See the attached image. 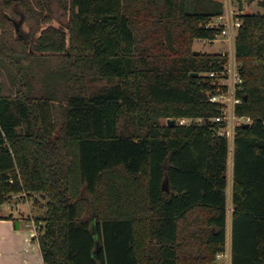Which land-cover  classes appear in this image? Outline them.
Listing matches in <instances>:
<instances>
[{"label": "trees", "instance_id": "obj_1", "mask_svg": "<svg viewBox=\"0 0 264 264\" xmlns=\"http://www.w3.org/2000/svg\"><path fill=\"white\" fill-rule=\"evenodd\" d=\"M222 12L218 0H0V206L46 196L45 264L225 252L230 141L207 93L226 58L193 49L218 37L207 25ZM241 18L236 114L251 122L233 142L231 264H264V11Z\"/></svg>", "mask_w": 264, "mask_h": 264}, {"label": "built area", "instance_id": "obj_2", "mask_svg": "<svg viewBox=\"0 0 264 264\" xmlns=\"http://www.w3.org/2000/svg\"><path fill=\"white\" fill-rule=\"evenodd\" d=\"M219 1L223 4V12L211 20L207 26L221 29L218 36L221 37V41L226 48L219 53L226 58V63L223 70H212L209 72V75L215 79L214 84L216 90L213 93L207 94L210 101L221 105L222 115L215 119L225 123L220 133L226 134L229 137L230 144L231 140L233 144L236 127L251 122L250 116H238L236 114V106L242 102V98L239 94L243 92L244 83V78L241 74L240 64L236 55V38L238 30L242 25L241 16L245 12L240 6L233 4V0ZM189 120V118H181L180 123L185 124ZM231 150L233 152V146ZM33 226L37 231L35 237L38 241V228L40 226L36 224V221H33ZM221 255H223V253L219 254V256ZM226 255L228 256V254Z\"/></svg>", "mask_w": 264, "mask_h": 264}, {"label": "crops", "instance_id": "obj_3", "mask_svg": "<svg viewBox=\"0 0 264 264\" xmlns=\"http://www.w3.org/2000/svg\"><path fill=\"white\" fill-rule=\"evenodd\" d=\"M23 196L25 195H19V199L24 200ZM21 203L17 199L13 205L17 210L1 212L6 217L0 218V264H45L35 237L37 232L33 226L35 219L23 212ZM16 222H19V225H16ZM230 254L232 257V247Z\"/></svg>", "mask_w": 264, "mask_h": 264}, {"label": "rangeland", "instance_id": "obj_4", "mask_svg": "<svg viewBox=\"0 0 264 264\" xmlns=\"http://www.w3.org/2000/svg\"><path fill=\"white\" fill-rule=\"evenodd\" d=\"M219 1V0H218ZM262 0H233V4L238 5L244 10L245 13H256L263 12V7L260 5ZM226 46L221 41V37L218 36L215 39H196L193 43V49L199 52H220L225 50ZM103 83V82H102ZM166 121V120H162ZM187 122H190L187 121ZM233 144L231 140L230 144V155H229V207H228V242L227 247L223 255L218 256L215 264H231V215H232V202H231V189H232V180H233V152L231 150ZM40 194L26 195L23 196L24 200L19 199V195H15L9 202L5 203L3 208L0 210L3 213L15 211L16 208H13L14 202L18 199L21 203V209L25 212L26 215L30 217L33 216L35 221L37 217H42L45 214V207L48 199L42 197ZM28 198V199H27ZM38 226H41L42 223H37ZM24 227V222L22 223ZM228 254V256L226 255Z\"/></svg>", "mask_w": 264, "mask_h": 264}, {"label": "water", "instance_id": "obj_5", "mask_svg": "<svg viewBox=\"0 0 264 264\" xmlns=\"http://www.w3.org/2000/svg\"><path fill=\"white\" fill-rule=\"evenodd\" d=\"M194 74H195V75H198L197 72H195ZM167 123H168L169 125H175V124H177V119H176V118H169V119H167ZM246 125L248 126L249 123H246ZM168 185H169V182H168V181H165L164 184H163V188H164L165 190L170 191V188L168 187ZM42 197L45 198V195H43ZM92 208H93V209L95 208L93 204H92ZM0 210H1V206H0ZM16 225H19V222H16Z\"/></svg>", "mask_w": 264, "mask_h": 264}]
</instances>
